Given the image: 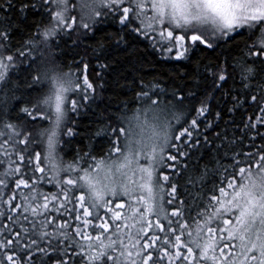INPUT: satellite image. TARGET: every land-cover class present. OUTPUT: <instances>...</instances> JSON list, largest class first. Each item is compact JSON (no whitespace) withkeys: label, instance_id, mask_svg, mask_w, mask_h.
I'll return each instance as SVG.
<instances>
[{"label":"snow or ice","instance_id":"6c2138e0","mask_svg":"<svg viewBox=\"0 0 264 264\" xmlns=\"http://www.w3.org/2000/svg\"><path fill=\"white\" fill-rule=\"evenodd\" d=\"M0 170V264H264V0H0Z\"/></svg>","mask_w":264,"mask_h":264},{"label":"trees","instance_id":"16d2710c","mask_svg":"<svg viewBox=\"0 0 264 264\" xmlns=\"http://www.w3.org/2000/svg\"><path fill=\"white\" fill-rule=\"evenodd\" d=\"M141 47H143V46H141ZM57 51L58 50L53 49L52 53L50 55L46 54V60L50 61L51 65L58 66V70L61 72H75V69L70 67L72 65V60L70 58L66 59V58L59 56L57 54ZM213 55L214 54L211 53L210 51H206L204 53H201V56L208 57V58H212ZM150 59L154 60L155 58L150 57ZM172 67H173V65L171 63L162 64V63L156 62L154 67L152 65L145 64V72H147V73L171 72ZM128 74L132 75L134 73H132L131 70H129ZM147 78H150V76ZM47 89H48V85L46 84L42 93L33 94V97H32L33 102L34 103L36 102L38 95L42 96L43 94H45L47 92ZM108 96H111V93H105V97L107 98ZM101 107H103V105H101ZM69 115H71V114H69ZM169 118H171V117H169ZM85 123H87V120H85ZM173 123H175V121H173ZM42 126L48 127L49 124H48V122H46ZM65 140H66V137L61 135L60 142L57 145V156H58L57 162L60 163L63 168H67L68 164L73 163L74 156H75V152H74L75 146L77 144L84 143V141L81 138H77L73 141L72 146L69 147V146L65 145ZM101 155H105V154L102 153ZM97 162H100L99 158H98ZM0 171H2V170H0ZM77 171H78V169H77ZM80 175H83V173H80ZM57 188H58V186L53 187V185H46V187L43 189V191L49 192V193H54L57 191ZM79 194H80L79 191H77L76 195L78 196ZM117 202H119V201H117Z\"/></svg>","mask_w":264,"mask_h":264},{"label":"rangeland","instance_id":"374dc122","mask_svg":"<svg viewBox=\"0 0 264 264\" xmlns=\"http://www.w3.org/2000/svg\"><path fill=\"white\" fill-rule=\"evenodd\" d=\"M104 163L106 165L110 162L106 160ZM140 163L143 164L145 163V161L141 159ZM92 175L101 181V185H107L114 180L119 181L121 179L118 173H115V172L109 173L104 166H102L101 169L98 170V176H97V170H93ZM106 176H107V179H105Z\"/></svg>","mask_w":264,"mask_h":264}]
</instances>
